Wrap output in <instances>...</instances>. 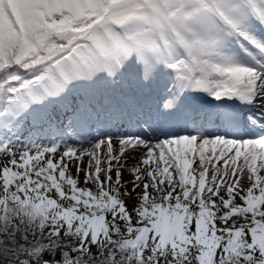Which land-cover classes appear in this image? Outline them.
Here are the masks:
<instances>
[{
	"label": "snow or ice",
	"instance_id": "obj_1",
	"mask_svg": "<svg viewBox=\"0 0 264 264\" xmlns=\"http://www.w3.org/2000/svg\"><path fill=\"white\" fill-rule=\"evenodd\" d=\"M0 264H264V0H0Z\"/></svg>",
	"mask_w": 264,
	"mask_h": 264
}]
</instances>
